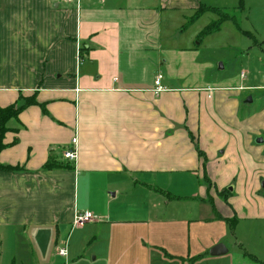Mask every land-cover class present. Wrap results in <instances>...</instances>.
Segmentation results:
<instances>
[{
    "label": "crops",
    "instance_id": "obj_1",
    "mask_svg": "<svg viewBox=\"0 0 264 264\" xmlns=\"http://www.w3.org/2000/svg\"><path fill=\"white\" fill-rule=\"evenodd\" d=\"M222 2L0 0V107L34 96L38 102L8 124L0 230L34 234L47 246L57 237L38 264H225L232 212L210 204V194L232 173H250L260 193L264 154L253 143L264 137V107L254 112L247 107L254 99L242 100L243 92H264V71L254 86L245 85L244 72L207 83L201 43L191 32L210 11L190 21ZM159 74L166 91L157 94ZM75 135L76 164L64 158ZM49 162L56 168L44 169ZM174 174L177 184L196 180L198 192L162 206L160 179ZM190 202L197 216L178 205ZM166 207L174 214L150 217ZM86 212L95 220L74 229L76 214ZM67 231L68 257L61 258L57 244ZM219 244L227 253L212 257Z\"/></svg>",
    "mask_w": 264,
    "mask_h": 264
},
{
    "label": "rangeland",
    "instance_id": "obj_2",
    "mask_svg": "<svg viewBox=\"0 0 264 264\" xmlns=\"http://www.w3.org/2000/svg\"><path fill=\"white\" fill-rule=\"evenodd\" d=\"M240 1L241 0H223L221 4H225L222 5L225 7H221L220 10L228 11L235 20L225 21L221 25L220 31L208 35L202 34L201 37L199 36L206 26L219 20L220 16L211 12L205 14L193 26L191 33L199 37L196 41L197 43H201L200 61L204 64V74L208 84H221L224 82L225 78H235L244 72L245 75L247 74L245 85L254 86V84H256L253 81L254 78L261 75L260 72H262V70L264 71V0H242V6L240 5ZM197 31L199 32L198 34ZM220 65L223 66V70H220ZM242 89L244 90L247 88ZM259 89H264V87ZM211 90V94L218 91V89ZM243 93L245 95L242 100L244 105L248 98L252 97L254 99V103L247 106L248 110L251 109L252 111L254 109L255 112L259 108L264 107V100L261 99L264 96V92L250 90V92ZM261 100H263V102H261ZM262 136L258 139L264 140ZM256 141L257 139L254 140V145L257 144ZM259 148L262 149L264 154L263 143L259 145ZM66 149H70V147H66ZM195 149L200 153L202 163L207 164V157L200 151L198 143L195 144ZM186 157L187 156H184L183 159H186ZM187 162L191 163L190 160ZM226 163L227 162H225V164ZM230 163L231 166L229 169H232V167H234L233 164L236 165L235 157ZM258 174L261 175L260 193L254 192L255 188L250 186L249 180H247L250 179V173H232L229 175V177L233 175L229 184L226 185V181L224 180L220 181V183L217 182V187L213 185L214 190L210 194L212 197V199H210V204L211 202H216L217 206L222 204L232 212L231 223L229 224L227 222L226 225L229 230V237L225 244L230 247V255L225 258V264H264V220L259 219L258 215L252 217L251 214V208H253V206H256L259 211L258 214L260 213L261 215L264 213L262 204L264 203V168H261V173ZM176 175L177 174L167 175L160 179L161 185H163L161 191L167 194L162 193L160 196L162 206L165 202L171 203L174 201L173 199L176 196L187 197L198 192V186L194 183L196 180L190 179L192 183L191 181H187V185H181L176 183ZM205 178V184L208 183L210 186V178L207 174ZM236 185L237 187L239 186L237 191H235ZM230 189H233V191L231 192ZM132 194L130 193L129 195L130 200L131 196L133 197ZM135 194L138 195L139 193L136 192ZM198 198L201 199V197ZM236 203L240 205V208L238 205L234 208L233 205ZM178 205L184 208L181 209V211L185 212V215L188 213L190 207L193 211V216L198 215L196 208L197 204L194 202L188 204L180 203ZM166 208L167 210H151L150 217L153 219L165 213L168 215L174 214V207ZM234 219H237L235 224L232 222ZM237 224L239 225L237 226ZM88 225L89 224L85 226L89 227ZM69 232L70 231L64 233L63 238L58 240L57 250L64 246V239H67ZM71 234H73V232ZM34 236V234H31L30 237L27 233H20L14 237L0 230V264H38L40 262L42 250L44 249L47 251L51 248L53 250L57 237L54 236L50 242L51 245L47 246L46 242H41L37 238H34ZM41 245H43L42 249Z\"/></svg>",
    "mask_w": 264,
    "mask_h": 264
},
{
    "label": "trees",
    "instance_id": "obj_3",
    "mask_svg": "<svg viewBox=\"0 0 264 264\" xmlns=\"http://www.w3.org/2000/svg\"><path fill=\"white\" fill-rule=\"evenodd\" d=\"M241 3H242V0L240 1V5L242 6ZM208 10L210 12H213L215 14H218L220 16V18L216 22L211 23L203 31V35H208V34H211V33L218 32V31H220L221 25L225 21L235 20V18L233 16H231V14H229L228 11H220V10L214 9V8H200L196 12V14L193 17V19L190 21V24H191V22H194L196 19H198L199 17H201ZM35 105H38V102H37V100H36V98L34 96V97H30L29 99L25 100V103H24L23 106L16 107V105H12V106L7 107V108H1L0 107V153L7 147L5 145V142L4 141H5L6 134L9 132L8 124L10 123V121H12L13 119H16L18 117V115L20 114V112L23 109H25V108H27L29 106H35ZM54 168H56V167H54V165L51 162H49L45 166L44 169L51 170V169H54ZM3 169L6 170V171H13V169L10 168V167H3ZM159 192H161L163 194H166L163 191H159Z\"/></svg>",
    "mask_w": 264,
    "mask_h": 264
},
{
    "label": "built area",
    "instance_id": "obj_4",
    "mask_svg": "<svg viewBox=\"0 0 264 264\" xmlns=\"http://www.w3.org/2000/svg\"><path fill=\"white\" fill-rule=\"evenodd\" d=\"M67 2H73L74 0H66ZM79 61V60H78ZM81 62V61H80ZM246 75L243 73L242 78H245ZM164 77L162 74H159L157 76V79L155 81V91L157 94L163 93L166 91V88L162 86V81ZM209 92H212V90H208ZM210 98V97H209ZM79 157V151H78V138L77 135L71 140L70 143V149H67L64 152V158L65 160L76 164ZM95 216L92 213L86 212V213H77L74 219L73 228H83L85 225L92 223L95 220ZM58 256L62 258L68 257V245H64L62 248L58 249L57 251Z\"/></svg>",
    "mask_w": 264,
    "mask_h": 264
},
{
    "label": "water",
    "instance_id": "obj_5",
    "mask_svg": "<svg viewBox=\"0 0 264 264\" xmlns=\"http://www.w3.org/2000/svg\"><path fill=\"white\" fill-rule=\"evenodd\" d=\"M220 70H223V66L220 65ZM248 103H252V98L250 97L248 100H247ZM257 144H262L264 143V140L263 139H257ZM230 191L232 192L233 189H230ZM227 253V250L225 248V246L223 244H219L217 246H215L211 251H210V255L212 257H219V256H222L224 254Z\"/></svg>",
    "mask_w": 264,
    "mask_h": 264
}]
</instances>
